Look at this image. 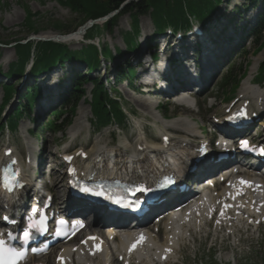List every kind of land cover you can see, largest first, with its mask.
<instances>
[{
    "label": "rangeland",
    "instance_id": "374dc122",
    "mask_svg": "<svg viewBox=\"0 0 264 264\" xmlns=\"http://www.w3.org/2000/svg\"><path fill=\"white\" fill-rule=\"evenodd\" d=\"M132 1H136V0H132ZM245 1L246 0L244 1L241 0L237 2L244 3ZM231 5L232 4H230L229 7H231ZM230 10L231 8L228 9V11ZM25 11L26 12L29 11L30 13L35 15V17L33 18L35 23H33V25L34 27H37V29L39 30L38 32H34V31L29 32L24 27L23 24L25 21L24 19ZM37 13L39 14V17L36 18ZM151 16L153 20L155 18V15L152 14ZM80 20H81L80 15L72 14L69 11V9L65 8L64 6L59 5L56 0H0V43L10 44L9 46L1 45L2 47H0V70L1 72L5 73L8 70V67H10V65L16 59L13 53V49H12V44L15 40H19V39L27 40L31 36H38V35L42 37L47 33L51 34L52 36H55L54 34L51 33V32L55 33L52 25L60 22L67 27H70V26L74 27L76 25H79ZM84 23L82 22L80 25L82 26ZM131 25H132L131 15L125 14L123 16H120V18H118L116 26L111 32H107V31L103 32L102 27H96L95 29L89 32V35L95 36L91 38V41L93 42H95L96 41L95 39L98 38L99 46L102 48H104L105 45L107 44V46L111 47L112 50H114V48L116 49L120 48L123 50L124 46L122 44V40H123V37L125 36L126 31L129 30V27ZM139 25H140L141 34L143 35L145 34L149 37L153 30L151 17L149 15L140 16ZM73 31L75 30H70L68 32L69 34H66V35H70L71 33H73ZM262 36L264 37V33L262 34ZM24 40H22V42ZM81 45H82L81 41H76L75 43L69 42V48L71 49H79ZM254 46H256L254 42L252 44L250 43L249 45H247V48L245 49L247 51L246 56L241 55L234 62L233 67H234V71L236 74L239 73V67H241L246 61H249L250 66L248 68V71L249 69L251 71L249 72L250 74L247 72L248 76H250L251 78L252 76H255L256 70L258 67V66L256 67V65L260 60L258 61L254 60L255 58L254 56H256L252 52ZM258 56H261V61H260V64H261L264 61V49L256 57ZM252 58H253V61H252ZM107 62H103L100 65L99 67L101 71L100 73H102L103 71V64ZM116 64H117L116 60H112V61L110 60L109 66L111 70H114V68L116 67ZM251 67L253 68L251 69ZM57 71H58L59 77L56 76L55 79L64 76V79H65L64 82L66 85L68 83L71 72L74 71V72L83 73L85 72V66L84 64L74 62L73 65L70 63L66 64L64 68L57 69ZM91 76H94V74H92ZM219 78L220 77L217 78L218 81H219ZM27 80H28L27 78L25 80L21 79L19 80V82L20 84L25 83L24 85H26V83H29L31 81V80H28V81ZM216 82L212 88L216 98L206 101L207 102L206 104L204 102L201 107V112H200L202 113L203 116L201 118L197 117V119H195L200 126H203V125L205 126V131H206V126H208L207 124L210 123L208 119L209 115L207 114V112L212 110L214 107L216 108V110H218V108L222 109L224 105H220V104L221 103L225 104L232 98L231 96L232 94L229 91V88H226L224 90L216 89V86H217ZM132 84L139 85V82L136 83L133 81ZM83 88L87 94L85 96L86 99L80 100L78 102L77 107H76V112L74 114L72 124H71V126L73 125V128L76 129L75 130L77 132L76 136L73 138L68 135H62L60 133L54 135L52 132H46L45 135L43 136V144H44L43 147L47 151L46 156L48 158V161L52 163V167L57 168L54 164V161H58L57 157L54 156V152L56 150H62L67 145L68 146L70 145V148H69L70 151L77 148V146H84L89 151V149H93L95 147V145L97 144L96 141H99V143L101 144L104 143L103 145H110V146L115 145V146H121V147H123V144L125 141H129L132 143L136 135V129L134 127L136 122H139L141 125L148 126L149 131L158 133V130H155V129L159 125L154 121L155 118L153 116V115H157V113L155 112L157 110L154 111L151 109L149 110L145 109V107L141 105L140 100L148 101V102L151 101L150 102L151 105H154V106L158 104L159 109H160L161 104H163L165 107L163 109V112L167 117H171L172 115H177L179 111V110L177 111L176 108L175 109L173 108L175 103L171 100L166 101L167 99L164 96L159 97L158 95H150V96L139 95V94L132 92L128 84L124 83L119 86V92H116L115 94L111 92L110 95L112 97H116L118 100L121 101L122 106L126 110L128 116H130L129 112H132L135 114V116H137V118L132 119V121L128 120V124L126 128H121L122 130L121 129L116 130V126L113 125L111 127L103 129L100 133H97L96 131L92 130V127L90 125L91 113H90L89 106H88V100H89V92H90L91 85L85 84ZM235 95H237V91ZM258 95L259 97L261 96L260 92ZM246 96H249V95H246ZM1 97H2V92L0 91V99ZM43 101L44 100H41V102L37 104L38 105L37 108L40 111H43L46 108H51V106L47 105V103ZM48 104L52 105L53 102L49 101ZM9 105L5 109V114H7L8 110L10 112L13 108V107L10 108ZM212 105L213 107H211ZM142 108L148 111H144ZM36 113H38V111H36ZM36 113L34 112V114ZM65 115L66 114H63L61 119L65 117ZM182 115L184 114H181L178 116H182ZM204 116H206L205 119H203ZM20 118L21 119L19 121L17 132L10 134V138L14 139V144H13L14 149L18 152H21L22 138L28 141V139L25 138L26 137L25 128L26 126H28L27 117L22 115ZM144 118H146L148 121L144 120ZM207 130L211 131V128L207 127ZM70 131H71V128H70ZM0 135H1L0 136V148H2L7 143L6 132L0 133ZM38 142L40 143L39 139H38ZM148 142L151 143L149 139H148ZM127 144L129 143L126 142V144L124 145H127ZM129 146H131V144H129ZM124 148L127 150V155H128V152H129L128 149L130 147L129 148L127 147L128 148L127 149L124 146ZM131 153H132V150L129 152V154ZM60 175L61 173H58V172L56 173L57 181L55 180L53 184V188L56 187L57 185L56 189L59 192L58 195H56V192H55V195H56L55 199L59 198V194L61 196L65 194V190L62 186V182L60 181ZM57 202H60V201L57 199ZM203 235H204V232H200L197 235V237L200 240H202ZM212 245H215V246L214 248L210 249V246ZM244 245H247L250 247V250H251L250 255L247 257V261L244 262V259H242L241 262H237V264H264V237L262 238L261 241H256L252 239L248 241V243L242 244L241 247H238V248L232 247L229 241L223 242L222 244H218V245L212 242L204 243L203 241H200V242L195 243L193 248L190 247L185 251V258H184L183 264H201V263L207 264L209 261H213L211 264H218L219 262L223 264L224 259L226 260L228 258H231L232 254L234 255V257H236L238 253H240L239 251L240 248L244 247ZM53 251H51L52 252L51 258L53 257ZM215 258L218 259V261H215Z\"/></svg>",
    "mask_w": 264,
    "mask_h": 264
},
{
    "label": "bare ground",
    "instance_id": "6f19581e",
    "mask_svg": "<svg viewBox=\"0 0 264 264\" xmlns=\"http://www.w3.org/2000/svg\"><path fill=\"white\" fill-rule=\"evenodd\" d=\"M82 36L83 32L80 33L76 30L70 35H66L65 37L61 38V41L75 42L76 40L82 38ZM49 37L55 39L56 35L52 36L51 34L47 33L41 38L46 39ZM57 38L60 37L57 36ZM261 56L255 57L254 60H260ZM253 86L254 85L252 84V78L248 76L241 83V89L239 88L240 91L238 90L239 98H242L246 95H249V97L255 101L262 98V93L260 91H256ZM259 92L261 95L260 97L258 95ZM245 99L248 98L246 97ZM177 100L185 105L191 104L190 99L179 97ZM149 102L140 100L141 105L145 107V109H151L154 111L157 110V105L152 106ZM154 117L157 120H161V123L163 124L164 130L159 132L162 145L148 144L145 140L144 134H142L139 126L137 125V136L135 137V144L131 154L128 153L127 155L126 149L115 146L108 147L102 145L104 143L100 144L99 141H96V147L90 149L89 153L87 154V157L89 156L88 165L86 167L75 165L76 171L79 173L83 170H86L91 173L94 170L95 166L98 167L100 163H107L110 161V163L105 166V172H108V168H110L125 177H133L135 179L143 181H150L154 180L152 178L157 177L161 170H163L165 175H169L173 171L181 168L184 162H186V160L189 158V154H191L198 147V143L197 141H195L196 137L200 136L202 138L203 133L199 130V126L189 113L182 116H176L171 119H165L160 115H154ZM164 119L166 120V122L163 123ZM169 127H178V129L175 130L182 131L184 134H182L178 138H173L171 136V133L167 131ZM67 133L70 136L75 137V132H73L72 129ZM200 143L204 144V141H200ZM124 146L126 148L131 147L129 146V144ZM66 149L67 147H65L63 151H56L55 153L65 154ZM82 152L83 151H81L80 153ZM29 154L31 160L32 152H30ZM97 161L100 162L96 164ZM112 161H115V163L111 166ZM152 161L155 163H153ZM102 166H104V164H102ZM236 170V168L231 169V174ZM30 172V164H28L27 169L23 171V176L25 177V179H28L30 177ZM53 174L56 176V173ZM211 182H213V180H211ZM233 184L234 186H237V184H235L234 182L231 183V185ZM230 189H232V187L227 184L220 192H218L214 196V199L212 200L210 206H208V203L205 200L198 201L195 205L196 208L191 209L184 214H181V225L179 224L180 218L174 219L172 221L170 216L164 223V236H153L150 233H148L146 236L142 233L128 234L126 232L124 234L128 235L119 236L117 240H113L112 242H110L109 239H106V242L96 240L87 241V243H84V245H80L78 243L72 246H60V248L54 254V257H58L59 260L54 261L53 259V261L51 262L49 260V257H42V259H40L41 261L33 264H91V262L92 264H111V261H109V257L115 249L119 251L118 256L121 255L125 259H135L139 261L140 264L151 262L155 264L156 262L164 258H174L176 253H174L173 250H175L180 245V243H182L180 241L185 239L184 236L187 235L189 230H198L200 228V224H203V219L205 218V214L209 207H213L216 201L226 198L229 194ZM56 195H58L57 190ZM56 195L54 193L55 198ZM12 201L13 199L9 197L6 200V204L10 205ZM167 202L168 204L171 203L170 200H167ZM234 202L235 206L233 214L238 215L242 212L263 213L264 188L261 190L253 188L252 193L249 197L244 196L242 199L234 200ZM108 215L109 214H107V216ZM102 217H104V214H99V216L96 215V218L98 220H102ZM224 218L225 215L220 216L218 219L223 220ZM90 231L92 232L86 233V235H99L98 229H91ZM141 235H143V237L145 238L143 242L138 244L135 249L130 251L129 249L131 245L135 243ZM94 244H102L101 249L96 250ZM73 247H76V250L73 251Z\"/></svg>",
    "mask_w": 264,
    "mask_h": 264
},
{
    "label": "trees",
    "instance_id": "16d2710c",
    "mask_svg": "<svg viewBox=\"0 0 264 264\" xmlns=\"http://www.w3.org/2000/svg\"><path fill=\"white\" fill-rule=\"evenodd\" d=\"M60 5L69 9L72 14L80 15L79 25L74 27H67L62 23H57L52 25L53 29L61 33L69 32L74 30L76 27L80 26L82 22H85L89 19H96L102 16L107 15L108 13L114 12L117 10V15L113 16L108 22L106 27L112 28L117 21L119 16L125 14L132 15L133 18V27L134 35H137L139 32L138 25V16L146 14H154L155 18L154 24L156 32H163L164 27L167 25L173 26L174 28L180 26H189V18L193 16L199 20L204 19L210 14L212 9L215 7V4L219 0H136L131 1L128 4L124 5V2L127 0H56ZM35 17L34 14L27 12L26 20L24 21V27L29 32H37V27H34L35 23L32 18ZM39 17V14H36V18ZM264 28V24H263ZM135 36H131L130 33H127L125 36V41L127 43L128 51L131 48L135 47ZM258 38L256 39V43ZM264 43L259 45L261 48ZM17 52L19 53V62L12 64L10 68L9 75L15 77L21 73V67L23 63L29 58L31 52H34V67L33 71L38 69L47 68L54 63H62L64 60H71L73 58H78L79 60L86 61L90 66H96L99 63V51L96 46L89 45L87 47H82L80 50L71 51L66 45L53 43V42H28L27 44L18 43ZM104 56H113L112 52L106 48L103 50ZM135 74V69H130ZM100 84H95L97 88H101ZM77 88V87H76ZM11 87H6L7 97L10 95ZM71 93V99L75 101L79 99L80 95ZM101 94L95 91L93 98L96 103L93 107L96 113L101 114L100 118L109 116V113L105 109L100 108L102 101L99 99ZM75 104V102H74ZM22 107V106H21ZM104 107V105H103ZM19 110V109H18ZM74 108L70 110L73 112ZM121 109L118 108V105L115 106V111L111 112L110 115L116 118H120L122 115ZM59 125L52 123L51 128L56 129Z\"/></svg>",
    "mask_w": 264,
    "mask_h": 264
},
{
    "label": "snow or ice",
    "instance_id": "6c2138e0",
    "mask_svg": "<svg viewBox=\"0 0 264 264\" xmlns=\"http://www.w3.org/2000/svg\"><path fill=\"white\" fill-rule=\"evenodd\" d=\"M241 146L244 147L245 149L249 147L247 141H243ZM260 151H261V154H264V149H261ZM6 154L10 155V152ZM173 182L174 181H172L171 179H166L162 187L167 186L168 184L173 183ZM241 183L248 184L247 181H241ZM4 187L6 188V190H9V191L13 190L12 186H10L7 182L5 183ZM81 191L87 193L89 189L85 187V188H82ZM221 214L223 215V213ZM28 237H29V233L25 232L24 238L27 239ZM9 238L14 239V237H11V236ZM88 239L92 241L98 240V238L96 237H89ZM144 239L145 238L143 237V235H141L137 239V241L131 245L129 250L131 251L135 249V247H137L138 244L142 243ZM83 243H87V240L83 241ZM4 244H5L4 240L0 239V264H16V261H18L19 259H22L25 256V253L23 251H16L13 248H6L4 247ZM94 247L96 248V250H99L98 244H94Z\"/></svg>",
    "mask_w": 264,
    "mask_h": 264
},
{
    "label": "water",
    "instance_id": "95a60500",
    "mask_svg": "<svg viewBox=\"0 0 264 264\" xmlns=\"http://www.w3.org/2000/svg\"><path fill=\"white\" fill-rule=\"evenodd\" d=\"M132 0H127V1H125L124 2V5H126V4H128L129 2H131ZM91 23H93V22H91ZM91 23H89V24H91ZM84 28H86V26H84ZM81 30H83V28L82 29H79V32H82ZM59 37V36H58ZM64 36H60V38H63ZM36 39H40V38H36ZM56 39H59V38H57V36H56Z\"/></svg>",
    "mask_w": 264,
    "mask_h": 264
}]
</instances>
